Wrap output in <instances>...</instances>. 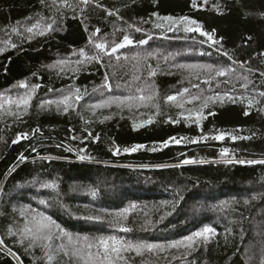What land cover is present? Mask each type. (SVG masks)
<instances>
[{
    "label": "trees",
    "instance_id": "trees-1",
    "mask_svg": "<svg viewBox=\"0 0 264 264\" xmlns=\"http://www.w3.org/2000/svg\"><path fill=\"white\" fill-rule=\"evenodd\" d=\"M67 3L71 7L63 0H0V96L16 99L37 86L27 114L17 118L13 113L22 109L7 100L0 110V238L19 257L18 261L5 255L7 249L0 250V264H85L72 255L74 248L109 236L164 245L139 256L123 253L126 260L117 264H260L264 259V195H260L264 164H226L223 159L264 160V97L259 95L264 92V0H196L195 6L192 0ZM108 11L115 15L109 16ZM182 17L196 20L205 32H214L219 43L212 44L198 32H186ZM33 25L39 27L27 32ZM48 25L52 30H47ZM137 27L141 31H135ZM97 28L100 32L93 36ZM125 35L133 39V45L102 55L100 63H75L84 60L81 49L89 56L96 53L90 37L105 42L110 51ZM149 36L147 44L138 43ZM61 60L68 67H49ZM188 64L235 68L248 76V87L227 76L187 77L173 70ZM20 82L29 87L19 88ZM195 87L200 94L191 91ZM186 88L190 93L180 96ZM77 89L82 98L75 102L73 97L74 105L67 112L54 104L40 107ZM225 94L236 97L235 101ZM140 95H151L155 101L142 107L144 114L93 116L88 107L110 97ZM170 95H176L177 101L168 102ZM194 95H201L202 101L217 95L223 99L195 110L191 107L197 100L184 102ZM252 98L259 103L249 107ZM147 101L134 99L127 105L134 108ZM197 111L204 116L199 123ZM188 116L191 119H185ZM21 133H27L28 139L13 144ZM220 134L223 140L214 139ZM171 137L185 140L163 146ZM138 144L145 147L123 151ZM117 147L121 151L114 155ZM225 148L229 157L222 159L220 152ZM80 155L89 159L80 160ZM184 159L197 162L182 164ZM48 182L58 187H41ZM90 189L97 194L91 195ZM245 200L250 203L246 205ZM22 210L29 218L36 213L51 217L68 235L57 234L50 253L41 246L25 251L27 241L22 247L15 237L6 235L8 228L23 227ZM116 213H125L119 225ZM88 216L101 219L84 218ZM119 226L132 230L121 232ZM204 226L216 231L207 243H197L193 249L168 247ZM48 254L53 255L52 261Z\"/></svg>",
    "mask_w": 264,
    "mask_h": 264
},
{
    "label": "snow or ice",
    "instance_id": "snow-or-ice-1",
    "mask_svg": "<svg viewBox=\"0 0 264 264\" xmlns=\"http://www.w3.org/2000/svg\"><path fill=\"white\" fill-rule=\"evenodd\" d=\"M44 0H41V3H43ZM65 6L67 7H71V5H69L67 3V0H63ZM91 2V0H79L80 4L83 5H88ZM193 2V6L196 5V0H192ZM207 2V0H205V3ZM98 7H100L101 5H97ZM73 11H75V8L72 9ZM81 11H83V8H81ZM107 14L109 16L115 15V13L108 11ZM163 19L168 20V21H172V17H164ZM181 22L184 23L185 25V31L186 32H198L200 33L201 36H205L207 37V40L212 42V44H217L219 43L216 39H214V32L209 33V32H205L202 30L201 26L198 24V22L196 20H190L187 17H182L181 18ZM39 27V25H33L32 27H28L26 29L27 32L31 33L33 32L34 28ZM129 27H132L131 25H129ZM15 31V29H13ZM47 30H52L51 29V25L47 26ZM135 31L139 32L141 31L140 28H136ZM100 32V29L97 28L95 30V32L93 33V36L97 35ZM40 34L43 35L44 34V29H41ZM152 39L151 36H149L147 39H141L138 41V43L140 45H144L148 43V40ZM248 39H251V37H249ZM90 43L93 44L94 49L96 50V53L94 55H87L85 53V51L83 49L80 50L79 55L81 57H84V60L81 59H77L75 61V63L77 65H82L83 63H85V61H96L97 63L101 62V57L102 55H107V56H111L112 54L116 53L118 51V49L120 48H124L125 46H129V45H133L134 41L133 39H131L128 35L123 36V40L122 42L119 43H114L111 46V50L108 51L107 50V45L105 42H95L91 37H90ZM226 54V53H225ZM117 60L120 59L119 56L116 57ZM67 61H57L56 65L53 66H49V67H56V66H61V65H65L67 64ZM179 67L181 68H201L203 71H207L209 72V74H214V76H218V77H230L231 79H235L236 81L240 82L243 81L242 83V87H244L245 89L248 87V83H249V78L247 75H243L242 73H238L237 70L235 68H228V69H215L212 68L211 66H197V65H179ZM241 68H243V65H241ZM75 71V70H74ZM248 72H250L251 70L248 69ZM151 75H156L155 71L150 73ZM261 75H264V73H262ZM105 79H107V77H105ZM205 84H209L210 80H204L203 81ZM224 83H230V80H225ZM19 88H25L27 89L29 87V85H27L24 82H20L18 85ZM37 86H32L31 87V92H26L23 95H19L16 99H13L12 96H0V110H2L4 108V104L2 101L7 100V103L9 105H15V107L17 109H22V113L21 112H16L13 113V115L17 116V118H19L20 115L22 114H27V110L30 106V102L32 99V93L35 92ZM198 87V86H197ZM79 89L76 90L75 93H72L70 95H65L61 100H57V101H53V100H48L44 103H42L40 105L41 108H44L47 105H56L57 109L59 110L61 105H63V111L67 112L69 110V108H71L73 105L71 103H69L70 101L73 100V97H75V101L79 102V100L82 98L81 95H79ZM188 92V89H184V91L182 93H179L180 96H184L185 93ZM227 96V94H225ZM261 97H264V92H261L259 94ZM228 99L235 101L236 97L233 96H227ZM134 99H138L140 101H144L145 99L147 100H152L153 97L151 95L145 97L144 95H140L138 97H132V96H128V97H124V98H120L117 97L116 98V103L117 106L123 105L125 104L127 101H132ZM201 97L200 96H192L191 99H189L187 102L188 103H192L193 100H200ZM223 97L217 95V96H208L206 98L203 99V102L201 104V109L203 108H207L209 102H215L216 100H222ZM167 101L168 102H174L177 101V96L176 95H170L167 97ZM113 101H108V104H111ZM255 103H259V101L255 100L254 98L252 99H248V104L249 107H251L253 104ZM131 105H129L130 107ZM180 107H183V104L181 103L179 105ZM91 107L93 108H99L101 107V105H92ZM214 113H209V115H212ZM245 115H248V112L245 111ZM196 116V122L199 123L200 120L204 119V116L202 115V111H197L195 113ZM105 119H108V117H105ZM185 119H191L190 116L185 117ZM151 119L148 121V123H151ZM135 127V125H134ZM89 135H91V133H89ZM21 139H28V134L27 133H21L20 135H18L16 137V139H14L12 141L13 144L18 143ZM204 139H207V137H204ZM214 139L216 140H223L224 139V135L220 134V135H216L214 137ZM233 140H236L237 137L233 136L232 137ZM241 139H244V137H241ZM185 138H180L177 139L175 137H171L169 141H165L163 142V146H167L169 143H175V144H180L182 142H184ZM191 143H196L198 142L197 140H191L189 141ZM145 147L144 145H134L132 146L130 149L129 148H124L123 151L125 153L127 152H135L140 148ZM67 151H72L71 148H67ZM154 151L156 149H153ZM121 151V149L119 147L115 148L113 154H119ZM220 156L221 158H225V157H229V150L227 148L222 149L220 152ZM25 159V157L21 156L19 157L20 161H23ZM44 159H47V157H44ZM80 160H86L89 159L88 156L86 155H80L79 156ZM197 161L191 160V159H184L183 161H181L182 164H191V163H196ZM200 162H204V161H200ZM223 162L226 164H232V163H238L241 165H256V164H264V160H236L234 158H228V159H223ZM41 187L44 188H51V189H56L58 187V185L55 182H48V183H43L41 185ZM91 195L95 196L96 190L94 189H90L89 190ZM260 195H264V193H261ZM252 199H258V196H253ZM41 204H44L47 206V201L41 200L40 201ZM167 203V202H166ZM244 203L247 205L250 203L249 200H245ZM175 206V205H173ZM134 207V206H133ZM170 213H166V215H168ZM20 215L22 217L25 218V222L24 225L21 229H19L18 231H13L12 228H8L6 235L9 237H15L16 238V242L20 245V246H25V241H27V246L25 247V251H27L29 248L32 247H36V246H41L43 249L47 250L49 253L51 252V248H52V241L55 238H58L57 234H61L64 236H67V233H64L62 229H60V226L58 224H56V222L54 220L51 219V217L48 216H44L41 213H36V214H29V216H26L25 211H21ZM116 219H115V223L117 225L120 224V218L121 217H125V213H116ZM85 219H89V220H100L101 217L96 216H88V217H84ZM161 219H163V217H161ZM150 223V222H149ZM142 228H144V230H147V227L145 225H141ZM132 229L126 226H119V231L121 232H129ZM262 235H264V233H262ZM216 236V231L214 228L210 227V226H204L202 227L200 230L193 232L191 235L187 236L184 240H180L174 243H171L168 245L169 248H179V247H184L186 249H193V247L197 244V243H207L212 237ZM69 239L71 240V237H69ZM85 240H87V237L84 238ZM241 239H243V236H241ZM264 242V241H262ZM96 248L97 251L95 253H93L91 251L92 248ZM164 245H158V244H151V243H145V242H132V241H123V240H119L117 239L115 236H109L107 238L101 237L98 241V243H87L86 245H84L83 247H76L74 248L72 255L78 257L79 259L85 260V264H88V262H92V264H117L118 261H122V260H126V257L123 255V253L126 252H135L136 255H141L143 252L147 251V252H152L153 250L156 249H163ZM7 249V251L5 252V255H12L15 259H17L19 261V257L16 256V254L11 250L7 248V245L4 242V239L0 238V250H4ZM61 251L63 250V246H61ZM64 255H69L68 252H63ZM47 259L48 261H52L53 260V255L52 254H48L47 255ZM260 264H264V259L260 260Z\"/></svg>",
    "mask_w": 264,
    "mask_h": 264
},
{
    "label": "rangeland",
    "instance_id": "rangeland-1",
    "mask_svg": "<svg viewBox=\"0 0 264 264\" xmlns=\"http://www.w3.org/2000/svg\"><path fill=\"white\" fill-rule=\"evenodd\" d=\"M65 65L66 66H63V67H65V68L68 67L67 64H65ZM188 65H197V64H188ZM173 70H176V72H179V73H181V71H183L187 75V77L188 76H192V75H198V73H206L209 76H214L212 74L210 75L206 71H203L201 68H191V69H189V68H181L179 66H176ZM195 89H197V87H195L194 90H191V91L195 92L196 91ZM189 93L188 92L185 93L184 96H182V97H185ZM195 93H199L200 94L201 91L200 92H195ZM108 101H113V102L111 104H108L107 103ZM115 101H116V98H113V97L107 98L105 100L95 101L94 104H90L88 106L90 108V110H91V115H93V116H101L102 114H105V113H110V114H125V113L133 114V113H136V112H138L139 114H144L143 112H144L145 108H142V107H149L151 104L155 103V101L153 102V100H149V101H147L148 104L141 103V105H139V106H135L134 108H130V107H133V106L129 107V105H127V104H130L131 102L127 101L125 104L117 106V103ZM184 102H187V101H184ZM202 102H203L202 100H200V101L197 100L196 104H194V107H191V109H195V110L199 109V107H201ZM69 103L72 104L73 100L70 101ZM92 105H101V107L93 108V107H91ZM61 107H63V105H61ZM191 109L187 108V111H190ZM80 261L83 262L82 259Z\"/></svg>",
    "mask_w": 264,
    "mask_h": 264
}]
</instances>
